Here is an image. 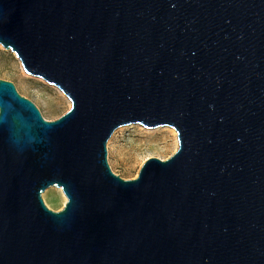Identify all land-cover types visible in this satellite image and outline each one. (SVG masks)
Masks as SVG:
<instances>
[{"label":"water","instance_id":"water-1","mask_svg":"<svg viewBox=\"0 0 264 264\" xmlns=\"http://www.w3.org/2000/svg\"><path fill=\"white\" fill-rule=\"evenodd\" d=\"M0 45L70 101L0 79V264H264V0H0ZM133 123L177 137L125 179Z\"/></svg>","mask_w":264,"mask_h":264},{"label":"rangeland","instance_id":"rangeland-1","mask_svg":"<svg viewBox=\"0 0 264 264\" xmlns=\"http://www.w3.org/2000/svg\"><path fill=\"white\" fill-rule=\"evenodd\" d=\"M0 79L11 81L22 96L31 100L43 118L53 120L70 106L63 93L40 77L25 73L18 58L9 49L0 45ZM155 133H146L139 124L116 128L106 142L107 162L111 170L122 178H133L145 157H168L174 150V135L158 126ZM157 128V127H155ZM153 135V136H152ZM60 187L49 186L41 192L44 204L54 211L62 208L63 196Z\"/></svg>","mask_w":264,"mask_h":264},{"label":"bare ground","instance_id":"bare-ground-1","mask_svg":"<svg viewBox=\"0 0 264 264\" xmlns=\"http://www.w3.org/2000/svg\"><path fill=\"white\" fill-rule=\"evenodd\" d=\"M21 66V65H20ZM22 68V67H21ZM23 70V69H22ZM64 95V94H63ZM65 96V95H64ZM66 97V96H65ZM66 100H67V102L68 103H70V101H69V99L66 97ZM161 127H166V128H168L171 132H172V134L174 135V142L172 143V148L171 149H173V150H175V144H176V133L173 131V129L170 127V126H161ZM159 127H157V128H143V130L146 132V133H148V134H152V133H155V131L158 129ZM153 136V135H152ZM58 191H60V193L62 194V196H63V202H64V200H65V195L63 194V192L61 191V189L59 188V189H57Z\"/></svg>","mask_w":264,"mask_h":264}]
</instances>
